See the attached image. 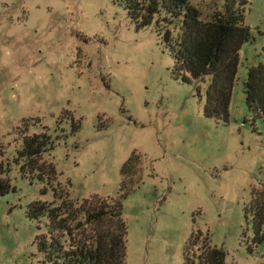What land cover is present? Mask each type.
I'll return each mask as SVG.
<instances>
[{"label": "rangeland", "instance_id": "obj_1", "mask_svg": "<svg viewBox=\"0 0 264 264\" xmlns=\"http://www.w3.org/2000/svg\"><path fill=\"white\" fill-rule=\"evenodd\" d=\"M191 2L203 10L209 0ZM243 23L252 39L238 51L223 122L202 113L207 77L175 76L153 25L135 29L120 0H0V178L10 186L0 195V264L41 260L33 239L45 218L24 210L51 191L17 157L21 138L41 133L50 186L73 201L116 197L121 165L138 155L140 180L121 201L124 264H182L196 231L227 263L264 264V239L246 249L244 217L264 182V123L251 121L242 88L247 67L264 64V0H247Z\"/></svg>", "mask_w": 264, "mask_h": 264}, {"label": "trees", "instance_id": "obj_2", "mask_svg": "<svg viewBox=\"0 0 264 264\" xmlns=\"http://www.w3.org/2000/svg\"><path fill=\"white\" fill-rule=\"evenodd\" d=\"M135 29L153 25L173 61V74L182 82L208 81L204 89L202 113L205 117L226 122L228 104L235 81L240 47L251 41L243 23L247 0H209L203 10L191 0H120ZM204 11V13H202ZM264 52V44L262 47ZM244 102L253 122L264 123V64L246 69L242 83ZM77 126L72 124V130ZM52 148L45 133L21 138L17 157L19 171H37L43 182L41 193L51 191L50 202L35 201L25 206V216L45 218L42 231L33 242L41 260L37 264H124L126 226L121 215V201L140 178L139 157L131 153L119 169L118 194L114 198L92 195L80 201L68 196L65 186L56 184V172L50 162L40 161L43 152ZM68 182L66 183V185ZM10 190L7 179L0 178V195ZM251 237L247 251L264 239V182L252 189L244 208ZM182 264L227 263L221 248L210 245L206 235L196 231L184 243Z\"/></svg>", "mask_w": 264, "mask_h": 264}]
</instances>
